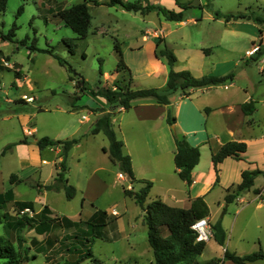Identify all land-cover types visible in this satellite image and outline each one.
<instances>
[{"label":"rangeland","instance_id":"1","mask_svg":"<svg viewBox=\"0 0 264 264\" xmlns=\"http://www.w3.org/2000/svg\"><path fill=\"white\" fill-rule=\"evenodd\" d=\"M81 1L83 0H7L4 10H0V192L11 186L14 199L32 200L37 207L48 204L55 216H65L78 222L80 200L85 196L84 193L80 191L68 199L63 189L50 191L39 190L38 187L52 181L55 175L56 162L61 160V155L55 154L53 148L58 146L54 145L51 150L48 147H38L40 156L44 159H41V164L33 163V166L23 161L26 158L23 157L25 144H22L27 143L31 147V142L41 136L52 139L77 137L81 140V146L73 145L69 149L64 178H68V183L73 186L74 180H81L79 182L83 187L84 176L94 166H101L102 169L96 175L105 182V187L95 192L94 200L83 198L86 206L82 207V217L87 211L100 208L116 219L115 228L110 224L105 227L107 238H95L92 241L94 258H87L80 264H154L143 222V211L133 197L123 191L124 188L138 191L143 182H131L127 177L118 176V165L110 160L108 154L103 153V145H108V139L103 133L94 135L90 130L89 135L84 133L94 118V108L103 107L104 111H110L115 135L124 143L122 149L130 151L133 166L144 177L141 179L152 182L145 200L147 203L153 199L165 198L163 194L168 186L170 191L180 190V184L176 183H181V180L175 172L172 159V139L174 133L182 134L181 130L178 123L167 122V113L164 120H156L153 125L152 122L130 125L127 123L130 110L116 111L120 106L109 105L103 97L94 95L93 90L97 87H111L114 82L131 88L153 86L163 89L164 84L159 85L162 82L161 75L146 74L147 64L144 59H152L154 43L159 47L164 38L171 49L179 50L185 46L208 47L207 51L200 50L195 55L196 70H211L212 74L214 71L220 72L215 75L233 73L234 76L231 84L226 87L213 86L203 99L212 98V104L221 100L236 102L245 96V89L252 95L256 100V110L252 115L255 123H244L241 129L238 128V132L249 143L246 150L248 159L254 160L256 166L264 169V143L259 141L264 135V54L257 61L253 60L256 48H264V0H123L139 2L143 7H148L149 11L145 14L126 10L119 4L108 5V0H97L100 4L87 1L90 24L86 36L77 38V34L64 24L56 12L59 8ZM161 7L178 13V19H165L159 11ZM208 12L211 17L207 16ZM229 13L244 14L245 17L231 18L226 22L224 16ZM158 19L161 22L165 20L167 27H163ZM160 28L164 33L160 32ZM70 38L75 43L72 50L63 40ZM137 44L150 53L147 52L146 57H138L135 52L137 50H130ZM47 48H52L67 63L61 65L53 56L41 51ZM247 49L251 50L248 52ZM119 52L126 68L116 71ZM201 58L203 62L200 65ZM15 71L20 73V78L16 77ZM104 72L108 73V80L103 78ZM79 76L85 81L84 88L76 85ZM180 94V91H176L170 96L172 105L168 110L176 116L175 120L178 118L176 104L173 106V103ZM75 96L78 98L75 99ZM202 111L204 114L208 112L205 107ZM82 115H87L88 119L83 120ZM223 116L218 110L211 116L214 137L228 136L223 128ZM150 126L153 129L150 130ZM23 139L25 142H19ZM9 143L14 144L2 152ZM209 148V144L199 147V166L208 157ZM42 160L48 161L43 163L45 161ZM11 173H15L20 181L10 183ZM161 173H165V176ZM231 173L233 171L229 169L224 176L231 178L234 176ZM167 180L172 183L168 185ZM184 187L187 190L188 186ZM234 189L229 188L228 192H233ZM257 190L264 193V174H258L252 187L241 193L242 201L226 202L222 195L223 189L218 185L211 194L214 199L211 204L213 223L220 220L223 228L226 227L224 247L237 254L260 249L264 252V206L255 207L261 201L256 194ZM166 203L169 204L170 201ZM171 204L182 207L180 202L169 205ZM239 208L241 210L238 211ZM16 211L13 202L0 207V215L4 212L15 214ZM27 213L33 214L35 211L29 210ZM80 226L81 224H77V227H68L66 231L74 228L77 230ZM5 232L2 221L0 235ZM55 232L61 236L65 230L57 227ZM34 233L25 228L20 231L23 239L20 241L13 231V246L21 256L14 263L6 262V258L0 257V264H61L66 259V255L61 252L35 253L33 250L28 251L25 258L22 247L31 245L30 239ZM38 237L41 239L43 235ZM77 238L82 239V235ZM18 242H21L20 248ZM209 243L203 258L209 259L212 254L214 258L222 257L223 253L219 255V244L216 241L214 245ZM77 244L86 248L79 239ZM33 254L36 256L33 257ZM225 261L226 264H233L228 259L223 262ZM252 264H264V259Z\"/></svg>","mask_w":264,"mask_h":264},{"label":"trees","instance_id":"2","mask_svg":"<svg viewBox=\"0 0 264 264\" xmlns=\"http://www.w3.org/2000/svg\"><path fill=\"white\" fill-rule=\"evenodd\" d=\"M87 1H92L95 4H100L97 0H83L65 8H59L56 15L69 26L76 34L77 38H84L90 24V14L87 6ZM7 0H0V10H4ZM108 5L119 4L126 10L139 11L145 14L149 11L148 7H143L139 2H124L123 0H108ZM21 9V8H20ZM161 14L165 19H178L179 14L174 13L164 7L159 8ZM245 17L244 14L229 13L224 16L225 21L231 18ZM258 19V18H257ZM70 50L75 46L73 39H63ZM157 45L159 39H157ZM41 51L53 56L59 64L65 65L66 60L59 54L53 52L52 48L42 49ZM156 56H161L166 59L169 67L167 79L163 89L158 87L148 86L140 88H131L129 85H120L116 82L111 87H98L93 90L94 95L103 97L106 103L113 106H120L121 109L130 107L131 101L136 98L151 97L160 104H169L171 102L170 96L176 91H180L182 95H189L190 90L197 87L213 86L218 84H225L233 80V73L224 75L205 74L201 76H194L188 69L175 70L176 55L174 51L163 45L155 51ZM264 54V48H256V55L254 61H257ZM125 69L126 65L122 60L119 52V60L116 71ZM70 70L71 67H69ZM16 77L20 78V73L15 71ZM72 79V77H70ZM85 81L78 78L76 85L84 88ZM75 99L78 96L74 97ZM241 109L245 115H250L255 109L254 101L249 99L241 104ZM101 111L96 117L90 127L92 134L102 132L108 139L107 147L103 146V151L107 152L108 157L113 163L118 165L121 173L125 174L131 182L142 181L143 186L138 191L124 188V194L133 197L136 203L139 204L143 211V222L147 229V241L152 249L153 260L155 264H222L226 259L231 260L233 264H244L246 261H255L257 259H264V252L260 249L258 251L247 254H237L224 248L222 257L211 258L206 261H199L197 256L203 251L206 241L197 240L196 233L191 228V224L201 217H209L210 209L203 196L194 197L188 207L172 206L161 199H153L145 203L148 192L152 186V182L147 179H136L134 176L131 157L129 154L123 152L122 140L118 139L112 128L110 111H104L103 107L93 109ZM208 111L209 108L205 107ZM166 120L169 124L175 123V116L172 115L170 109L167 111ZM79 141L77 137L66 139H52L48 136H41L36 140V144L40 149L48 145L61 146V160L56 162L55 176L52 181L46 184L38 185L39 190L45 189L50 191L64 190L65 196L68 199L74 197L76 189L73 185L67 182L64 178V171L67 168L66 156L69 149ZM19 142H25L21 140ZM175 151L173 162L178 176L184 180L189 186L192 181V169L198 163L200 151L198 145H191L183 134L174 133ZM14 143L7 144L2 152L13 146ZM246 142L241 140H228L222 143L215 151L211 152V160L216 173L215 182L218 180V164L228 156L239 159L241 154L246 151ZM258 174H264V169H243L241 171V180L235 186L233 192H226L224 199L226 202L234 200L242 192L249 190L254 184V178ZM10 183L20 181L15 173L9 176ZM256 192H259L257 190ZM12 201L16 207L15 214H8L7 212L0 215V222L3 221L5 229L4 235H0V257L6 258V262H18L20 258L19 250L13 246L11 239L12 232H15L17 240L22 241L20 231L26 229H33L37 234H43L44 238L41 240L32 237L29 246H23L22 250L24 257L27 258L28 251L33 250L35 253L39 252H61L66 255V259L61 264H80L87 258H94L91 249V243L95 238H107L105 227L110 224L112 228L116 227L115 218L113 219L106 210L96 208L91 214L79 218L77 221H72L67 217L50 216V210L47 205L33 214L21 212L25 208L34 212L32 200H15L14 192L11 187L3 192H0V207ZM83 201V199L81 200ZM145 203V204H144ZM81 224L79 229H70L68 227H77ZM213 229L212 236L219 245H224L225 229L221 221L217 220L210 223ZM82 225L84 227L82 228ZM57 227H61L65 232L60 236L55 232ZM82 235V239L77 238ZM79 239L86 248H81L77 244ZM20 248L21 242H18ZM53 252V253H54ZM33 257L36 255L33 254Z\"/></svg>","mask_w":264,"mask_h":264},{"label":"crops","instance_id":"3","mask_svg":"<svg viewBox=\"0 0 264 264\" xmlns=\"http://www.w3.org/2000/svg\"><path fill=\"white\" fill-rule=\"evenodd\" d=\"M207 16L211 17V14L208 12ZM215 16H216V18H220V17H217V15H215ZM182 22H183V20H182ZM226 22H228V21H226ZM159 23L161 25H163V27H165V28L167 27V26H165L167 24L165 20H163L162 22H161V20H159ZM183 24H184V22H183ZM160 32L164 33V30H162V28H160ZM164 36H165V34H164ZM145 37H146V35L143 36V38H145ZM164 39L162 40V43L159 47L156 46V44L154 43V46H153L152 51H151V53L153 55L152 59H149L148 57L146 58V60L144 59V62L146 61V64H147L146 74L147 75H150V74L161 75L162 82L159 85L164 84L163 87L165 86V83H166L169 67H168V64L166 62V59L164 57H161V56H156L155 51L157 49L161 48L163 45L167 46V43ZM253 46H255V45H253ZM259 46L262 47V45H259ZM251 49H247L248 52ZM130 50H137L135 52L137 53L138 57H143V56L146 57V53L149 52V51H145L144 47L142 45H139V44H137L135 47H131ZM172 50L174 51L176 58H177L176 63L174 65L175 70L188 69L194 76L212 74L211 70H206V71L201 70V69L196 70V68L194 66L195 55L198 54L200 50H206L207 51L208 47L207 48H203V47L196 48V47L185 46V47H181L179 50H177L175 48H173ZM141 62L143 64L142 60H141ZM202 62H203V59L201 58L200 59V65L202 64ZM161 70H162V73H161ZM213 73L215 75L216 73L218 74L220 72L214 71ZM103 78L107 79V80L110 78L107 72H104ZM232 82H233V80L228 82V83H225V84H218V85H213V86L224 85V87H226V86H228V84H231ZM213 86L210 85V86L193 88L190 90L189 95H186V96L182 95V94L178 95L176 101L173 103V106H175V104H176V115L178 118L177 120H175L176 121L175 123H178V126L181 130V133L183 135H185L186 140L193 146L198 145L199 147H202L205 144H209V146H210L209 155H208L209 158L205 154V156L207 158H204L205 160L203 161L202 165L199 166V160H198V163L193 167V169H192L193 181L187 187V190L184 187V185H187L186 182L178 176V174L175 170L177 176L181 180L180 181L181 183H176L177 185L180 184L179 185V186H181L180 190H179V192L178 191L176 192V190L170 191V188H168L169 187L168 186L166 188V191H164L165 193L163 194V196L165 198H163V199L161 198V200H163L164 202H166V201H170V203L180 202L182 207H188L190 205L191 200L194 197H197L200 195L203 196L206 203L209 206V209H210V214L208 217V221L210 223H213V221H214L213 214L211 212V204H212V201H214L211 194L214 192V187L216 185H218L220 187V189H223L222 195H223V199H224V196H225L226 192L228 191V189L229 188H231V189L235 188V186L240 182L241 171L243 169L259 168L258 166L255 165L254 160L248 159L249 157L246 155V151L241 154L239 159L228 156V157L224 158L222 160V162H220L218 164V180L215 182L216 173H215L214 166H213V163L211 160V152L215 151L222 143H224L228 140L244 141V142H246V145H247L246 150L248 149L249 143L246 140V138L240 136V134L238 132L239 131L238 128L241 129L243 127L244 123L251 124V125H253L255 123L253 118H252V115H253L254 111L256 110V107H255L252 114L245 115L241 109V104L244 101L252 99L254 101V105H255L256 100H254L252 95L249 92H247V90L245 89L244 90L246 92L245 96H243L240 100H237L236 102H229L227 100H221L220 102H218L216 104H214V103L212 104L210 102V101H212V98L210 100H205L203 98L207 97L206 95L209 92H211L210 90ZM207 101H209V102H207ZM170 105H172V102H170L169 104H160V103L156 102L151 97H142V98H136V99L132 100L130 107H128L126 109H120L119 107H117L116 111L129 112V110H130V112H131L130 119L127 120V123L130 125H135V124L139 125L140 123H138V122H143V123H146V122L151 123L152 122V125H153V124H155L153 122L156 120H164L165 115H166ZM204 107L209 108V110L206 114H204L202 111V109ZM216 110L220 111L221 114L224 115L223 116V128H224V131L226 132V134L228 135L227 138H220L221 136L220 137L219 136L214 137L215 132L212 128L210 119H212L211 116L214 113V111H216ZM100 113H101V111L100 112L96 111L93 113L94 118L91 121V124L93 123V121L96 119V117ZM85 116H86V119L82 118L83 120L88 119L87 115H85ZM111 122H112V116H111ZM212 123H213V120H212ZM90 127H91V125H90ZM90 127L87 130V132L84 133V135H89ZM149 128H150V130L153 129V127H151V126ZM32 129L35 130L34 127ZM98 133H102V132L100 131ZM98 133H95V134H98ZM23 134H24V132H23ZM261 137L263 139L259 138V141L262 140L264 143V135H262ZM172 140L174 142V138ZM22 144L23 145L25 144V146H24L25 153H24L23 157L26 158V159H23V161L25 160V162L27 164L33 165V166H34L33 163L41 164L42 163L41 159H44V158H41V156H40L39 148L36 145V141L31 142V144H32L31 147H29V145L27 143H22ZM56 146H58V147H54V145H48L46 147H48L49 150H51L52 147H54L53 151L55 152V154L59 153L58 155H60L61 154V146H59V145H56ZM74 146H76V147L81 146V140H79L76 144H74ZM103 146H105V144ZM42 149H44V148H42ZM263 150H264V147H263L262 151ZM174 151H175V143H174V150L172 152L173 156H174ZM123 152L125 154L130 155V151L126 152L123 149ZM103 153L107 154L105 151H103ZM173 156H172V159H173ZM130 157H131V155H130ZM147 160L150 161V158H148ZM42 161H45L43 163H47L48 160H42ZM54 166H55V163H54ZM132 168H133L134 176L137 179L138 178L139 179L144 178L141 173L136 171V168L133 166V162H132ZM101 169H102L101 166H94L92 168L91 172L88 175L84 176L85 183H84L83 187L81 186V184L79 182L81 180H77V179L74 180L73 183H74V187L76 189L75 195H77V193L81 191V193L82 194L84 193L86 196V197L82 196L81 199L87 198L90 200H94V197L96 194L95 192L99 191L100 188L105 187L104 180L101 179L100 176L96 175V173L99 172ZM229 169L231 171H233V173H231V174L234 175L231 178L224 176V175H226V172L229 171ZM56 171H57V169L55 166V174H56ZM119 173L120 172H118V174ZM161 174H162V176H165V173H161ZM20 177H22V176H20ZM126 177L127 176L125 174H123V178H126ZM128 180H129V178H128ZM67 182H70L68 178H67ZM173 182H176V181L173 180ZM170 183H172V182L167 180V184L169 185ZM130 186H132L131 182H130ZM9 187H11V186H9ZM86 193H88V194H86ZM256 194L261 199V201L258 202L255 205V207L261 208L264 206V193L259 190V192H256ZM157 195L160 196V194H157ZM15 200H17V199H15ZM234 200L242 201L243 197L240 194ZM10 202H12V201H10ZM44 205H47L49 207V210H50L49 215L55 216V214H53V209L48 204H44ZM171 205L173 206V204H171ZM33 206H34V211L38 212L42 208L43 204H40V206L37 207L35 205V203L33 202ZM80 206H81V208H80L78 216H77L78 220L80 217H82V209H83L82 207H85L86 205H85V203L83 204V201L80 200ZM242 208H243V206H242ZM239 210H241V209L239 208L238 211ZM93 211L94 210L87 211L86 216L91 214ZM224 229H225V241H224V245H225L226 227ZM30 230H33V229H30ZM39 235H43V234H37L35 232L32 237H35L38 240H41L44 238V235H43V237L41 239H39V237H38ZM209 242H211L213 245L215 244V240H214L213 236H211L206 241V245H205L203 251L197 256L199 261L203 262V261L209 260L211 258H214V256H213L214 254H212V256H210L209 259L203 258V255L205 254L204 252L209 248V244H210ZM224 245H219V246L217 245L220 248V253H219L220 256L222 255L224 248H226V247H224ZM258 260H261V259H257L255 261H246L244 264H252L254 262H257ZM152 261L154 263L153 254H152ZM229 261H231V260H229ZM222 264H226V261L223 262Z\"/></svg>","mask_w":264,"mask_h":264},{"label":"built area","instance_id":"4","mask_svg":"<svg viewBox=\"0 0 264 264\" xmlns=\"http://www.w3.org/2000/svg\"><path fill=\"white\" fill-rule=\"evenodd\" d=\"M82 118L86 119V116L82 115ZM118 176L122 178L123 173L120 172ZM27 211H29L28 208L21 210V212H27ZM191 228L195 231L197 240L207 241L212 236L213 229L211 225L209 224L207 217H201L199 219H196L191 224Z\"/></svg>","mask_w":264,"mask_h":264}]
</instances>
